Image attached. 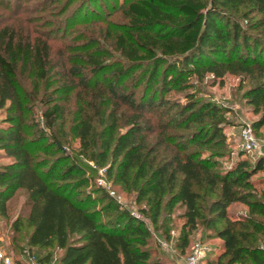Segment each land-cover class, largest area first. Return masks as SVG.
I'll use <instances>...</instances> for the list:
<instances>
[{
  "label": "trees",
  "instance_id": "16d2710c",
  "mask_svg": "<svg viewBox=\"0 0 264 264\" xmlns=\"http://www.w3.org/2000/svg\"><path fill=\"white\" fill-rule=\"evenodd\" d=\"M14 1L0 0V150L8 158L0 163V216L22 190L29 210L13 228L29 229V251L48 250L39 264H50L51 248L62 250L58 264H174L155 255L152 241L162 238L164 211L177 206L185 207L184 248L202 223L222 241L208 264H264V188L254 178L263 162L239 153L225 165L228 109L200 99L196 84L208 74L220 85L239 76L260 115L253 127L264 125V0H128L126 23L102 36L116 63L98 49L55 52L30 9ZM185 89V102L167 97ZM71 95L75 151L65 147L62 127V99ZM32 100L40 119L28 123ZM84 160L106 167V179L143 204L153 229L99 185ZM236 202L245 216H230Z\"/></svg>",
  "mask_w": 264,
  "mask_h": 264
},
{
  "label": "rangeland",
  "instance_id": "374dc122",
  "mask_svg": "<svg viewBox=\"0 0 264 264\" xmlns=\"http://www.w3.org/2000/svg\"><path fill=\"white\" fill-rule=\"evenodd\" d=\"M44 1L20 0V4L17 5L18 2L14 1L12 6H23L30 9L27 16L32 20L31 24L35 25V28L40 32L47 31V36H51L50 42L55 52L65 51L66 56L71 57L83 55L85 51L90 49L93 51L98 49L112 63L120 60L119 54L111 49L109 42L104 40L102 36L108 28L118 29L126 23L122 9L124 4L128 3V0H96L95 2L74 0L69 5H66L65 0H60L56 6L49 3L44 4L46 2ZM60 27L62 29L57 30ZM92 37L96 40L91 39ZM73 47L77 49H73ZM58 57L56 59H60ZM78 62L83 63V61ZM24 84L28 90L33 89L31 80L25 79ZM196 84L199 90L197 96L200 99L211 100L228 109L226 115L230 124L225 126L224 131L227 135V151L230 152V156L224 158L225 165L232 160V157L235 158L239 153H244L242 157H247L251 163L261 160L264 166V125L260 128L253 127L254 121L260 115L255 114L252 106L244 98V91L248 87V83H242L239 76L227 75L224 85H220L218 80L208 74L201 82H196ZM188 91L191 90H172L167 94V97L173 101L185 102ZM62 103L64 104L62 119L64 145L68 151H75L79 147V139L72 135L69 128L77 103L74 95L66 99L63 98ZM29 105L33 106L25 113V119L28 120V123L40 119L41 112V105L38 101L32 100ZM4 114L2 112L1 117ZM246 125H251L258 145V148L251 151L244 149L240 143V132ZM6 161H8V158L0 150V163ZM83 162L95 170L97 183L98 178L102 176L110 189L114 191L113 197L120 200L131 212L142 214L144 218L143 204L136 203L132 194L123 192L120 185H112L111 181L105 177L106 167H98L93 161L84 160ZM254 178L259 182V187L264 188V167ZM24 200V193L19 190L9 201L8 216H0V245L13 257L14 263L17 259L22 258L28 260L30 264H39V259H43L48 250L35 248L29 251L25 240L29 229L25 224L18 232H14L13 228V223L17 218L25 219L28 214L29 208L24 205ZM247 211V207L241 202L233 203L228 207V212L232 218L245 216ZM184 212V206H177L171 213L164 211L161 218L163 226L158 230L162 238L159 237L160 239L157 242L154 237L152 241L153 246L156 247L155 255L167 263L183 264L192 252L194 245L199 243L204 247V254L198 264H208L209 260H216L222 250V241L214 234L213 230L206 228L202 223H199L198 227L191 232L189 244L185 248L183 247L182 229L186 223ZM145 221L153 229L152 223L148 219H145ZM167 230H169L171 237L168 241L163 238L166 236ZM21 249L25 255L20 254ZM49 251L52 253L50 264H58L62 250L51 248Z\"/></svg>",
  "mask_w": 264,
  "mask_h": 264
},
{
  "label": "built area",
  "instance_id": "2783aa9c",
  "mask_svg": "<svg viewBox=\"0 0 264 264\" xmlns=\"http://www.w3.org/2000/svg\"><path fill=\"white\" fill-rule=\"evenodd\" d=\"M240 143L242 144L243 148L248 151L258 148L257 140L254 137V132L252 130L251 125H246L241 129ZM98 184L105 187L112 196L114 195V191L110 189L108 183H106L105 179L102 176L98 178ZM132 214L137 218H143L142 214H138L133 211ZM26 251L29 252L28 250ZM203 254H204L203 245L197 243L194 245L192 252L187 257V259L183 264H198ZM0 264H14L13 257L4 250L2 245H0Z\"/></svg>",
  "mask_w": 264,
  "mask_h": 264
}]
</instances>
